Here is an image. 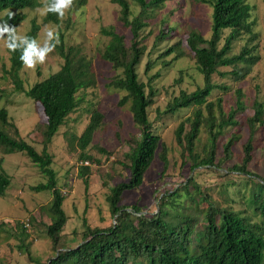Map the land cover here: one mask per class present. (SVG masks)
Here are the masks:
<instances>
[{
  "label": "trees",
  "instance_id": "trees-1",
  "mask_svg": "<svg viewBox=\"0 0 264 264\" xmlns=\"http://www.w3.org/2000/svg\"><path fill=\"white\" fill-rule=\"evenodd\" d=\"M167 1L113 0L120 6L119 20L131 31L130 41L114 25L101 28L102 33L109 36L101 56L119 70L109 85L126 92L120 104L130 102V110L140 134L129 139L130 149L125 153L124 166L130 170L129 178L112 185L107 196L114 223L107 227H92L85 222L83 239L76 245L69 244L63 233L69 219L64 208L66 196L58 186L56 171L52 167L53 156L47 145L69 115L84 101L79 91L96 85L92 60L80 45L67 46L63 37L60 43L52 41L63 58L61 68L26 89L20 75L24 67L21 56L29 44L36 47L40 24L33 20L23 41L9 38V43L17 45L15 51L9 49L11 66L8 72L13 83L17 90L25 92L39 103L46 115L44 146L39 151L21 136L18 125L10 120L8 109L0 108V146L3 152L24 151L47 177L45 182L34 188L52 193L48 206L50 222L47 223L46 233L52 242L54 255L47 261L34 259L36 264H264V176L249 167L254 159L257 125L264 124V103L260 99L254 101V114L247 118L244 125L247 136L242 143L240 161L229 167L230 171L242 174L245 179L242 183L244 190L238 189L240 208L233 198H230L226 206H221L209 193L200 190L194 175L189 176L181 187L168 190L162 195L158 210L154 213H145L138 204L130 209L122 202L126 191L137 189L143 184L145 173L157 156L161 157L165 165L168 163V147L149 118V107L157 95L153 81L160 73H149L155 63L152 60H148L145 67L147 82L141 80L138 72L146 50L142 31L149 25L154 10L162 9ZM194 2L208 3L212 7L210 37H205L196 29H192L187 37V43L203 74L204 86L192 92L182 90L162 111L165 114H176L182 108L196 107L193 114L183 119L175 130L183 154L192 159L191 171L200 166L220 168L233 158L236 142L241 140L236 114L245 107L244 93L242 89H237L236 106L226 111L222 96L209 100L214 89H229L225 83L214 82L213 75H231L233 79H242L260 58L254 54L256 45H246L240 53L232 54L234 41L242 35L250 34L252 39L258 37L254 31L255 21L251 20L253 8L247 0ZM37 3L38 0H0V11L9 9L0 18V26L7 22L14 28L24 20L25 14L13 11L34 7ZM57 3L58 0H46V22L59 23L62 9L55 10ZM9 13H15V16L10 18ZM171 30L170 27L166 32L161 30L157 36L158 41L164 40ZM7 34L10 37L9 32ZM179 44L177 42L170 46L159 57L171 54ZM223 66L232 69L221 70ZM103 120V112L97 108L91 110L89 123L77 137L82 151L91 143ZM228 128H232L231 136L223 139ZM202 130L207 133L209 140L205 154L197 151V141ZM218 151L222 152V157L218 156ZM80 157L91 159L86 152H82ZM85 182L88 184L87 179ZM10 183L11 177L0 158V195L5 194ZM192 188L201 194V199L194 196ZM183 196L188 197L189 201H198L199 205L194 208L190 205L191 210H186L179 200ZM178 207L184 210H176ZM22 248L30 254L27 245H22Z\"/></svg>",
  "mask_w": 264,
  "mask_h": 264
},
{
  "label": "rangeland",
  "instance_id": "rangeland-1",
  "mask_svg": "<svg viewBox=\"0 0 264 264\" xmlns=\"http://www.w3.org/2000/svg\"><path fill=\"white\" fill-rule=\"evenodd\" d=\"M247 1L253 8L251 20L255 21L254 31L258 37L252 39L250 34L242 35L234 41L232 54L240 53L246 45H256L254 54L260 58L242 79H233L231 75H213L214 82L225 83L229 85V89H214L209 97V100H215L222 96L223 106L229 111L236 106L237 89H242L244 93L245 107L236 114L240 123L241 140L236 142L233 158L220 168L200 166L191 171L192 159L183 154L182 146L176 140L177 126L183 119L192 115L196 107L182 108L176 114L162 113L182 90L192 92L204 86L203 74L198 68L194 52L187 43V37L192 29L210 37L211 5L194 0H169L162 9L154 10L149 25L143 29L142 39L146 50L138 72L141 80L147 82L145 67L147 61L152 60L155 63L149 73H160L153 81L157 95L155 102L149 107V118L154 123L155 131L161 135V140L168 147V163L165 165L161 157L157 156L145 173L143 184L124 193L122 202L130 209L134 204H138L145 213L156 212L161 196L168 190L181 187L191 175H194L200 190L209 193L221 206H226L230 198H233L237 201L236 206L241 207L238 189L244 190L242 183L245 179L242 174L230 171L229 167L240 161L242 143L247 136L244 125L247 118L254 114V101L260 99L264 103V0ZM18 11L23 12L25 18L14 27V40L23 41L32 21L35 20L40 24L36 39L37 49L53 47L52 41L60 43L62 37L67 46L80 45L92 60V69L94 68L97 79L96 85L79 91L78 94L84 97V101L69 115L65 124L47 145L53 156L52 167L56 171L58 186L66 196L64 208L69 219L63 233L69 244L76 245L83 239L85 222L92 227H107L114 223L107 200L110 187L130 176V170L124 166L125 153L130 149L129 139L139 135L140 129L134 122L130 102L120 104L126 92L109 85L119 70L101 56L109 41V36L103 34L101 28L114 25L126 35L127 41H130L132 34L129 27L119 20L120 6L113 0H72V4L62 9L64 15L59 16V23L45 21L46 0H38L34 7L13 12ZM6 12H0V18ZM168 27L172 29L170 34L168 33L164 40L158 41L157 36L161 30L166 32ZM49 32L52 33L51 38L48 37ZM6 42L9 43V36L4 32L0 37V108L8 109L10 120L18 125L21 136L41 151L44 146L46 115L39 103L15 87L8 72L11 54ZM177 42L180 44L171 54L159 57ZM33 59L36 62L35 68L24 66L20 70L26 89L59 70L63 64V58L55 47L46 54L44 63H40L36 57ZM167 62L170 63L166 64ZM220 69L230 70L232 67L223 66ZM94 108L104 113V120L95 131L91 143L82 151L77 137L89 123L91 110ZM231 131L232 128H228L222 138L231 136ZM208 143V135L202 130L197 141V151L205 154ZM255 145L254 159L249 167L264 176V124L257 125ZM101 149L107 152H102ZM82 152L89 154L91 159H82ZM218 156H223L221 151H218ZM0 158L3 159V166L11 177L5 194L0 195V225H3L0 227V264H36L34 259L39 258L47 261L54 255L52 242L46 233L47 223L50 222L48 206L52 193L34 188L45 182L47 177L24 151L4 153L3 147L0 146ZM192 190L194 196L201 199V194L194 188ZM179 200L186 210H191L190 205L192 208L199 205L198 201H189L186 196ZM176 210L184 209L178 207ZM22 245L28 246L30 254Z\"/></svg>",
  "mask_w": 264,
  "mask_h": 264
},
{
  "label": "clouds",
  "instance_id": "clouds-1",
  "mask_svg": "<svg viewBox=\"0 0 264 264\" xmlns=\"http://www.w3.org/2000/svg\"><path fill=\"white\" fill-rule=\"evenodd\" d=\"M72 4V0H58V3L55 7L56 11H60L61 9H65L68 7V5ZM9 9H4L2 11H7L8 12ZM0 11V12H2ZM6 12V13H7ZM64 12L61 11L60 12V16L63 17ZM15 16V13H9V17L13 18ZM9 32L10 34V39L13 38V34L16 32L15 28H12L9 26V24L7 22L3 23L2 26H0V37L3 36L4 32ZM52 33L49 32L48 33V37L51 38ZM26 42V41H25ZM59 41H57L58 43ZM7 43V47L12 50L15 51L17 45L13 42V43ZM55 46L53 47H45L43 49H37L33 44H29L28 48L25 50L24 55L21 56V60L24 63V66L27 68H35L36 66V62L34 61V57L38 58L40 63H44L45 59H46V54L48 52H51L54 49Z\"/></svg>",
  "mask_w": 264,
  "mask_h": 264
}]
</instances>
